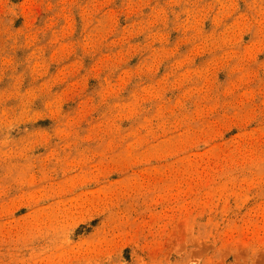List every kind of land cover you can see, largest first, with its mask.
Masks as SVG:
<instances>
[{
  "label": "rangeland",
  "instance_id": "rangeland-1",
  "mask_svg": "<svg viewBox=\"0 0 264 264\" xmlns=\"http://www.w3.org/2000/svg\"><path fill=\"white\" fill-rule=\"evenodd\" d=\"M0 264H264V0H0Z\"/></svg>",
  "mask_w": 264,
  "mask_h": 264
}]
</instances>
